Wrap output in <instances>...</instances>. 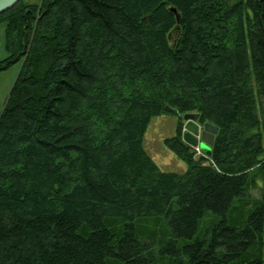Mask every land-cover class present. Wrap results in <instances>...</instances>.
<instances>
[{"label": "trees", "instance_id": "16d2710c", "mask_svg": "<svg viewBox=\"0 0 264 264\" xmlns=\"http://www.w3.org/2000/svg\"><path fill=\"white\" fill-rule=\"evenodd\" d=\"M1 23L0 72L21 67L0 113V264H264V0H22ZM191 113L218 127L211 156L183 139ZM162 115L184 174L144 149Z\"/></svg>", "mask_w": 264, "mask_h": 264}, {"label": "rangeland", "instance_id": "374dc122", "mask_svg": "<svg viewBox=\"0 0 264 264\" xmlns=\"http://www.w3.org/2000/svg\"><path fill=\"white\" fill-rule=\"evenodd\" d=\"M37 1V0H30ZM5 32H6V24H0V51L4 50L7 54L6 50V41H5ZM5 57V59L7 58ZM4 60V59H0ZM21 64H15L11 68L6 71L0 72V113L3 111L5 103L9 94L12 91L14 83L17 79V76L20 71ZM179 118L173 115H162L159 117H155L150 122L148 130L144 137V149L147 154L156 162V164L160 167L163 172L166 173H177L184 174L187 171V166L185 162L179 159L172 151H170L166 144L165 140L171 138L175 135ZM184 123L183 128V136L185 133V125L186 122L184 119L182 120ZM196 148H194L195 150ZM204 154V153H203ZM206 156H210L205 154ZM262 189L263 184H260V187L257 189H252L250 191V197L253 199H260L262 197ZM238 205V202L235 203V206ZM221 220L220 217H217L211 213H208L203 220L201 221L200 228L194 239H202L204 236L207 238L211 235V228H213V222H217ZM215 224V223H214ZM169 229L167 222L164 220L163 222L158 223V232L160 239H164L166 235V231ZM191 242V241H189Z\"/></svg>", "mask_w": 264, "mask_h": 264}, {"label": "water", "instance_id": "95a60500", "mask_svg": "<svg viewBox=\"0 0 264 264\" xmlns=\"http://www.w3.org/2000/svg\"><path fill=\"white\" fill-rule=\"evenodd\" d=\"M22 0H0V14H3L14 6H16ZM171 11L176 15L178 22L180 17L175 9ZM185 125V133L183 139L193 148H199V150L207 155L211 156L212 147L215 142V137L218 134V127L211 123L199 124L198 114H185L183 116Z\"/></svg>", "mask_w": 264, "mask_h": 264}, {"label": "crops", "instance_id": "0c3cea01", "mask_svg": "<svg viewBox=\"0 0 264 264\" xmlns=\"http://www.w3.org/2000/svg\"><path fill=\"white\" fill-rule=\"evenodd\" d=\"M5 57H7V54L4 50L0 51V59H5Z\"/></svg>", "mask_w": 264, "mask_h": 264}, {"label": "built area", "instance_id": "2783aa9c", "mask_svg": "<svg viewBox=\"0 0 264 264\" xmlns=\"http://www.w3.org/2000/svg\"><path fill=\"white\" fill-rule=\"evenodd\" d=\"M195 151H196L197 155H201L202 154V152L199 150V148H196Z\"/></svg>", "mask_w": 264, "mask_h": 264}]
</instances>
